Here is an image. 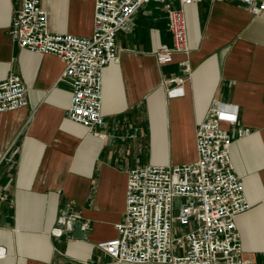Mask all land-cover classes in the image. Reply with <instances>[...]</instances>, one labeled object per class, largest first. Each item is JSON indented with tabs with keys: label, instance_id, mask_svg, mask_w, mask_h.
Listing matches in <instances>:
<instances>
[{
	"label": "crops",
	"instance_id": "0c3cea01",
	"mask_svg": "<svg viewBox=\"0 0 264 264\" xmlns=\"http://www.w3.org/2000/svg\"><path fill=\"white\" fill-rule=\"evenodd\" d=\"M41 5L52 32L91 35L94 0ZM18 6L0 0V80L14 73L27 87L24 107L0 112V264H140L97 246L118 234L128 171L195 161L196 127L213 99L238 107V123L221 125L233 135L231 159L250 202L235 217L241 260L264 264V10L234 0L185 5L189 52L161 63L156 51L173 45L167 13L144 3L117 34L118 59L103 69L106 124L90 130L67 117L73 88L63 61L11 38ZM184 60V93L171 95L178 84L167 79L186 75ZM238 126L250 132L239 137ZM80 225L84 237L75 236Z\"/></svg>",
	"mask_w": 264,
	"mask_h": 264
},
{
	"label": "built area",
	"instance_id": "2783aa9c",
	"mask_svg": "<svg viewBox=\"0 0 264 264\" xmlns=\"http://www.w3.org/2000/svg\"><path fill=\"white\" fill-rule=\"evenodd\" d=\"M16 1L19 6L9 28L11 38L20 47L51 53L63 61L61 77L71 78L73 88L67 117L93 130L106 124L103 69L118 59L117 34L130 29L132 17L144 3L160 2L167 13L173 45H163L156 55L161 63L171 62L176 52H189L184 6L199 0H94L89 36L52 32L41 0ZM234 1L254 14L264 10V0ZM176 2L181 6L176 7ZM181 64L186 75L167 79L178 84L169 90L171 95L184 93L183 83L191 68L188 60ZM26 94L19 75L11 73L0 80V112L24 107ZM222 121L237 124L238 107L213 99L196 127L195 161L145 164L128 171L126 209L116 224L118 234L99 241V248L117 262L254 264L241 260L243 245L235 217L249 209L250 202L231 159L233 135L222 127ZM236 131L242 137L250 128L238 126ZM177 197L182 199L179 205Z\"/></svg>",
	"mask_w": 264,
	"mask_h": 264
},
{
	"label": "water",
	"instance_id": "95a60500",
	"mask_svg": "<svg viewBox=\"0 0 264 264\" xmlns=\"http://www.w3.org/2000/svg\"><path fill=\"white\" fill-rule=\"evenodd\" d=\"M85 229H83V225H80L79 228L76 230L75 236L76 237H84Z\"/></svg>",
	"mask_w": 264,
	"mask_h": 264
},
{
	"label": "rangeland",
	"instance_id": "374dc122",
	"mask_svg": "<svg viewBox=\"0 0 264 264\" xmlns=\"http://www.w3.org/2000/svg\"><path fill=\"white\" fill-rule=\"evenodd\" d=\"M181 200H182L181 198L177 197L175 200L176 204L179 205L181 203Z\"/></svg>",
	"mask_w": 264,
	"mask_h": 264
}]
</instances>
